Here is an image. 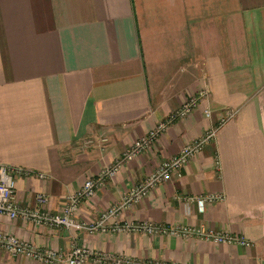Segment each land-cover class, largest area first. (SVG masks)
I'll use <instances>...</instances> for the list:
<instances>
[{
    "label": "crops",
    "instance_id": "obj_1",
    "mask_svg": "<svg viewBox=\"0 0 264 264\" xmlns=\"http://www.w3.org/2000/svg\"><path fill=\"white\" fill-rule=\"evenodd\" d=\"M201 90L197 109L123 163L81 202L77 217L97 221L234 112L180 178L159 185L120 221L203 225L242 236L251 248L69 231L1 214L0 232L64 255L80 247L142 262L264 264V0H0V164L31 174L17 179L22 207L37 209L44 197L42 210L61 212L85 181ZM205 195L223 200L202 214L176 200ZM0 264L43 263L0 249Z\"/></svg>",
    "mask_w": 264,
    "mask_h": 264
},
{
    "label": "built area",
    "instance_id": "obj_2",
    "mask_svg": "<svg viewBox=\"0 0 264 264\" xmlns=\"http://www.w3.org/2000/svg\"><path fill=\"white\" fill-rule=\"evenodd\" d=\"M205 96L206 91L201 90L197 95L188 97L180 108L171 112L163 121L159 122L153 130L136 140L111 166L103 169L96 178L85 181L79 190L67 198L61 212L57 214L41 209V206L47 201L44 197L38 198L40 207L37 209L20 206L15 199L17 179L20 176H25L30 173H26L23 169L18 167H9L0 164V214L13 220L23 219L24 221L32 222L38 226L44 225L69 231L83 230L87 233L126 232L140 233L147 236L165 235L182 238L194 237L217 245L226 244L240 246L246 249L251 248L252 242L242 236L216 233L203 225L198 227L179 226L166 228L148 222L127 223L120 221V216L123 212L139 204L159 185L171 180L172 177L180 178L184 167L194 159L208 143L214 140L219 126L231 119L235 115L234 112L227 113V115L221 118L217 126L209 128L197 140L184 145L177 156L162 161L142 183L130 188L122 197L121 201L109 207L99 216L97 221L88 224L80 221L77 217L82 201L91 199L95 195L96 190L102 187L106 180H111L115 176L123 163L136 159L140 154L152 147L170 125L191 115L194 110L197 109L199 100L203 99ZM204 115L207 118L210 117V111L204 110ZM38 176L40 179L47 178L44 174H39ZM176 200L183 203L186 208L194 205L197 212L202 214L207 204L220 202L223 200V197L220 195H205L198 197H176ZM0 249L13 255L24 256L43 264H85L88 260L96 264H104L107 262L109 264H174L153 261L142 262L122 257H111L103 253L91 252L86 248L80 247L74 248L69 255H64V253L58 250L36 249L30 243L17 236L1 232Z\"/></svg>",
    "mask_w": 264,
    "mask_h": 264
}]
</instances>
